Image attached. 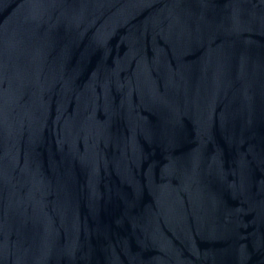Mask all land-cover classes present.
Segmentation results:
<instances>
[{
  "label": "water",
  "instance_id": "95a60500",
  "mask_svg": "<svg viewBox=\"0 0 264 264\" xmlns=\"http://www.w3.org/2000/svg\"><path fill=\"white\" fill-rule=\"evenodd\" d=\"M0 264H264V0H0Z\"/></svg>",
  "mask_w": 264,
  "mask_h": 264
}]
</instances>
